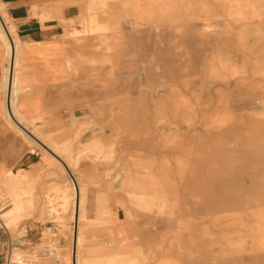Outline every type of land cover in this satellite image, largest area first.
<instances>
[{
    "label": "rangeland",
    "instance_id": "1",
    "mask_svg": "<svg viewBox=\"0 0 264 264\" xmlns=\"http://www.w3.org/2000/svg\"><path fill=\"white\" fill-rule=\"evenodd\" d=\"M54 1L64 0L36 9ZM136 3L65 0L59 18L39 17L61 24L63 38L84 39L83 54L101 62L85 59L82 110V83L68 79L67 125L38 124L45 137L65 133L76 194L34 145L60 184L38 215L35 191L16 192L29 203L23 214L15 201L4 205L13 264L59 257L55 244L40 254L21 247L27 217L66 231L64 264L73 253L79 264H264V0ZM149 179L159 193L141 189ZM9 183L0 199L13 194ZM169 220L184 226L187 261L162 234ZM99 241L107 245L81 249Z\"/></svg>",
    "mask_w": 264,
    "mask_h": 264
},
{
    "label": "crops",
    "instance_id": "2",
    "mask_svg": "<svg viewBox=\"0 0 264 264\" xmlns=\"http://www.w3.org/2000/svg\"><path fill=\"white\" fill-rule=\"evenodd\" d=\"M41 3V0H0L3 14L10 25L14 39L16 38L18 43L15 55V49H12L15 48L14 42L9 33L4 30L12 49L8 82L10 86L12 74L17 77L18 84L16 88L19 90L20 103H16V105L19 107L28 130L44 146L40 144L42 151L51 153V155L55 154L62 160L65 157L62 150H67L65 146L69 143L67 138H63L65 133L58 131L50 137H45L42 135L41 126L38 124L42 122L53 126L67 125L66 109L67 105L70 104L67 101L69 78L73 82L78 80L82 83V95L79 99V105L80 110L83 109L85 59L90 61L88 57L93 56L94 63H100L101 60L92 53L83 54L84 39L76 36L71 37V35H67L68 38H63L64 27L61 24L57 22L42 23L39 20V17L59 18L62 14H65V10L62 13L65 0L45 4L43 11L36 9ZM0 18L3 20L2 17ZM1 24L3 26V23ZM0 37V191L4 187L9 188V184L11 185L9 183L11 180L5 177V173L9 169L15 171V215L23 214L29 204L23 200L26 196L16 194L19 190L26 192V194L27 192H36L34 204L37 203L36 214L38 215L45 196H52L50 188L54 184H60V182L57 178L52 179V170H42L48 166V163L42 159L45 156L37 151L35 147L34 153L29 152L31 141L23 139L16 133L14 126L8 122L3 113L5 107L8 108L4 81L6 45L2 40L3 37L1 35ZM67 40L69 45H66ZM14 97L15 93L12 96L15 100ZM57 99L59 102H57ZM55 175H57L56 172ZM12 181L14 182V180ZM31 194L33 198L34 194ZM2 199L3 197L0 200ZM26 212L29 213V209ZM53 221L51 218L44 219V221L29 217L23 219L25 233L19 237L23 249H31L36 252L39 249L38 254L43 249L48 250L49 244H55L59 249L58 260H44L36 264H64L68 237L66 231H62ZM45 228H49L50 233L44 234L43 229ZM4 241L5 237L0 233V264H3ZM106 242L99 241L92 245L87 244L81 249L83 251L94 249L97 246L96 244L99 243L105 246L107 245Z\"/></svg>",
    "mask_w": 264,
    "mask_h": 264
},
{
    "label": "bare ground",
    "instance_id": "3",
    "mask_svg": "<svg viewBox=\"0 0 264 264\" xmlns=\"http://www.w3.org/2000/svg\"><path fill=\"white\" fill-rule=\"evenodd\" d=\"M132 2V4L134 5L137 1L139 0H130ZM139 3V2H138ZM137 4V3H136ZM0 17H2V23L7 27L8 29V33H9V36L10 38L13 40L14 42V46L15 48L13 47L12 49H15V55H16V52H17V48H18V43H17V40L16 38L14 39V35L11 31V28H10V25L5 17V15L3 14V11H2V7L0 5ZM9 20V19H8ZM0 35L3 37L2 40H4V43L6 45V62H5V66H4V73H5V76H4V81H5V95L7 93V101H8V108L7 106L5 107V110H4V115L6 117V119L8 120V122H10L11 125L14 126V129L16 131V133H18L23 139H28L31 141V150L29 151L30 153H34V145L35 146H38L41 148L40 146V142L31 134V132L28 130L27 128V125H26V122L25 120L23 119L20 111H19V107L16 105L15 103V100L12 98V96L14 95L15 93V89H16V86L18 84V81H17V77H14L13 74H12V82H11V93H10V86H9V82H8V78H9V72L11 70V63H10V59H11V45H10V42H9V39L4 31V28L0 22ZM16 35V34H15ZM1 38V37H0ZM18 38V37H17ZM20 41V40H19ZM2 43V44H4ZM23 43V42H21ZM12 60V59H11ZM18 64V63H17ZM17 68V67H16ZM7 85H8V88H7ZM4 88V87H3ZM9 96H10V102H9ZM16 97V96H15ZM14 97V98H15ZM9 103H10V106H9ZM10 107V108H9ZM30 122V121H29ZM37 141H35V140ZM42 145V144H41ZM43 146V145H42ZM44 147V146H43ZM59 148V147H58ZM57 149V148H56ZM60 152V151H59ZM70 152V151H69ZM44 153V152H42ZM53 154V153H52ZM46 156H51L53 158L54 161H56L60 167L66 172L67 176H68V179H69V182L71 184V187H72V190H73V194L75 196L76 194V190H75V184L73 182V179L75 180V176L73 175V173L70 171V169L67 167V163L64 162V160L58 158L55 154H53L55 157H53V155H51V153H45ZM70 155V154H69ZM67 165H66V164ZM142 166V170H147L148 167L145 166L144 164L141 165ZM5 177L9 178L10 180H14V184H15V171H12L11 169H9L6 173H5ZM152 178V177H151ZM155 181L149 179L148 181H145V183H139V186L141 187V189H147V186H149L152 191H156L159 193V190H158V186L157 184L154 183ZM157 183V181H156ZM11 187V186H10ZM13 194L12 195H7L5 197H3L2 200H0V203L1 205H5L6 202H12V201H15V187L14 189L12 190ZM8 194V193H7ZM76 201V200H75ZM80 203V202H79ZM15 205V204H14ZM4 209V208H3ZM12 213V212H11ZM15 213V212H14ZM8 214V213H7ZM3 216V215H2ZM7 216V215H6ZM13 215H11L12 217ZM2 218V217H1ZM10 220V218H9ZM9 220H3L4 222H2V225L5 226L6 228H8L10 225H8L10 223ZM62 223V222H61ZM176 223L177 226H174L173 224ZM75 224V223H74ZM168 227L171 229L169 230ZM75 228H76V224H75ZM179 228H182L184 229V226H180L179 223H177L176 221H172V220H169L165 223L164 227L162 225V234H164L166 232V237L168 239L167 243H168V246L174 251V253L176 255H180V254H183L184 257L182 258L183 260L187 261L190 257L189 255V252L187 250V244H188V241L186 240L185 243H183V239H181V234L179 233ZM46 229V228H45ZM168 229V230H167ZM173 229V230H172ZM75 230V229H74ZM74 239V238H73ZM74 245V244H73ZM72 246V245H71ZM150 248V247H149ZM152 249V248H151ZM72 248H70V257L72 258ZM147 251V250H146ZM152 251V250H151ZM149 253V252H148ZM18 253H17V247L15 246V248L13 249V252H12V258L15 259V261L17 262L18 261ZM152 257V256H151ZM150 257V258H151ZM152 259V258H151ZM21 260H24L23 258ZM26 260V259H25ZM20 261V260H19ZM73 261H74V264H79V260H78V257L75 253V257H74V253H73ZM21 262V261H20ZM18 263V262H17ZM30 264V263H29ZM70 264H73L72 260H70ZM104 264V263H103Z\"/></svg>",
    "mask_w": 264,
    "mask_h": 264
},
{
    "label": "built area",
    "instance_id": "4",
    "mask_svg": "<svg viewBox=\"0 0 264 264\" xmlns=\"http://www.w3.org/2000/svg\"><path fill=\"white\" fill-rule=\"evenodd\" d=\"M0 22L2 23V20L0 18ZM4 30L8 32L7 27L3 24ZM4 206L0 203V216L3 211ZM0 233H2L5 237L4 241V254H3V264H13L12 261V252L16 245V239L14 236L11 235L8 228L0 224Z\"/></svg>",
    "mask_w": 264,
    "mask_h": 264
}]
</instances>
